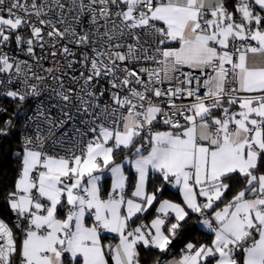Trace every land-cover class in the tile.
<instances>
[{
  "label": "snow or ice",
  "instance_id": "snow-or-ice-1",
  "mask_svg": "<svg viewBox=\"0 0 264 264\" xmlns=\"http://www.w3.org/2000/svg\"><path fill=\"white\" fill-rule=\"evenodd\" d=\"M0 160V264H264V0H0Z\"/></svg>",
  "mask_w": 264,
  "mask_h": 264
},
{
  "label": "trees",
  "instance_id": "trees-1",
  "mask_svg": "<svg viewBox=\"0 0 264 264\" xmlns=\"http://www.w3.org/2000/svg\"><path fill=\"white\" fill-rule=\"evenodd\" d=\"M4 148H7V145H4ZM11 161L10 160H0V171L7 169L9 172L11 171Z\"/></svg>",
  "mask_w": 264,
  "mask_h": 264
}]
</instances>
